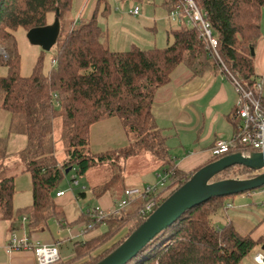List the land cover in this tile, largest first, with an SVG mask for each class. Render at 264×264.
Masks as SVG:
<instances>
[{
	"label": "trees",
	"instance_id": "obj_1",
	"mask_svg": "<svg viewBox=\"0 0 264 264\" xmlns=\"http://www.w3.org/2000/svg\"><path fill=\"white\" fill-rule=\"evenodd\" d=\"M193 1L205 12V19L217 39L216 54L199 36L197 28L186 26L183 18L180 22L184 25L171 30L172 41L165 47L143 49L132 45L128 50L114 51L108 45L107 31L97 22L100 6L101 13L109 10L107 0H96L90 18L66 30L64 23L68 20L72 0H0V48L6 54L5 57L0 53V64L7 69L6 75L0 76V109L10 115L8 134L25 136V145L18 157L22 170L30 176L32 196L29 205L15 208V175L7 176L6 167L0 166V218L7 220L12 228L24 216L28 235L45 228L49 219L61 222L63 212L54 197L63 178L72 174L69 182H75L91 167L113 158L125 159L148 152L164 166V178L168 181L162 191L135 199L130 211L111 212L117 208L115 199L119 201L124 190L130 187H122L120 193L108 184L94 190L97 195L107 189L113 190L115 199L109 210L111 213L88 228L104 224L105 229L83 242L75 241L74 254L52 264L97 263L149 215L140 212L148 198L154 199L156 208L195 170L225 155L211 154L206 163L192 171L179 170L152 113L155 92L170 81L171 73L181 64L191 76L205 71H220L227 76V70L244 86L254 88L258 78L250 48L254 49L260 36L264 0ZM181 2L161 0L160 4L169 14ZM56 10L62 36L55 44L52 69L43 73L37 61L29 76L20 75L13 32L18 27L27 31L47 24L48 15L54 17ZM113 116L119 119L127 137L132 139L123 148L91 153L88 148L91 126ZM56 118L61 121L58 139L53 131ZM232 124L234 132L238 124L235 108ZM58 141L62 145L59 158ZM6 144L7 138H0V158L5 156ZM235 168L246 173L242 178L261 171L234 165L211 180L229 178L230 170ZM228 196L211 197L185 210L125 264H242L263 240L253 239L230 221L218 224L214 220L216 215L226 218L224 207ZM88 210L77 218L85 222V228L91 221ZM123 228L126 232L113 241L114 235Z\"/></svg>",
	"mask_w": 264,
	"mask_h": 264
},
{
	"label": "crops",
	"instance_id": "obj_2",
	"mask_svg": "<svg viewBox=\"0 0 264 264\" xmlns=\"http://www.w3.org/2000/svg\"><path fill=\"white\" fill-rule=\"evenodd\" d=\"M253 65L255 75L259 79L264 75V7L260 13V36L254 47ZM184 68L186 71H180L179 73L183 77L179 82L170 86L174 81L172 72L170 81L157 89L152 104V113L165 137V143L174 160V165L179 170L189 172L210 159L211 148L217 140H229L232 137V114L237 95L229 78L220 71H205L200 75L191 76L189 70L185 66ZM12 135L17 136L15 140L19 146L18 150L12 153L15 155L13 157L16 160L14 159L13 166H10L6 161L8 156L11 155L7 148ZM5 137L7 138L5 156L0 158V166L6 167L5 173L7 176L15 175L17 187L19 180L27 173L22 170V163L18 157L20 150L25 145V136L8 134L7 126V135L0 138ZM24 184L25 201L23 203L19 202V204L13 202L17 208L27 206L32 202L30 176L24 177ZM99 187L96 182L95 184L91 182L90 187H88L93 198H95V204L103 209H112L115 198H113L111 191L115 188H112L113 190L107 189L97 195L94 190ZM123 187H131V185H124ZM84 188L86 189V187ZM118 190L115 189L114 191L120 193L122 188ZM59 191H62V193L55 195L54 201L63 212L64 218L61 222L54 218L49 219V224L45 228L28 235L24 216L21 220L16 221L12 228L7 220L0 218V264H36V257L32 250H6L5 244L12 233L25 236L34 243L56 245L57 249L63 243L64 238H61V234L65 226H68L70 233L66 239L74 240L75 236L79 234L69 228V220L65 215V211H68L67 207L71 205L72 198H61L67 192L73 194L74 191L69 184L57 192ZM242 194L230 195L226 198L224 207L226 218L222 220L232 222L241 232L249 233L255 240H263L262 243L255 246L251 258L247 260H252L253 264H260L255 260V256L260 255L264 264V186ZM74 196L76 199L85 197V191L81 190L77 193L78 197L75 194ZM115 200L117 201V199ZM78 209H80V206ZM79 213H83V210H80ZM50 220L52 222H49ZM86 239L88 238H84V240ZM73 243L70 254L67 253L63 257L59 254L60 262L69 259L74 254ZM248 262L245 264H248Z\"/></svg>",
	"mask_w": 264,
	"mask_h": 264
},
{
	"label": "rangeland",
	"instance_id": "obj_3",
	"mask_svg": "<svg viewBox=\"0 0 264 264\" xmlns=\"http://www.w3.org/2000/svg\"><path fill=\"white\" fill-rule=\"evenodd\" d=\"M95 1L96 0H72L69 17L64 23V29L66 30L72 24L75 25L80 21H85L90 18L95 7ZM107 2L109 10L106 13H101L102 6H100L97 22L102 29L107 31L106 38L108 45L114 51L128 50L132 45H136L143 49L165 47L172 41L171 30L178 29L184 25L181 24L179 20L171 18L170 13L168 14L167 11L161 7V0H107ZM133 6H138V15L129 13V9ZM53 18L52 14L48 15L49 23L52 22ZM185 25L188 26V24ZM13 33L17 52L19 54L20 75L29 76L37 61L40 62L42 72L45 74L48 73L53 66L52 60L56 54V43L49 50H43L40 46L31 44L28 41L26 31L22 27H18ZM61 36L59 35L58 41L61 40ZM0 53L6 57V54L1 48ZM184 70V66L182 64L179 65L172 74V79L174 81L170 86H173L183 78L179 73ZM6 73V67L0 64V76H4ZM9 118V113L0 109V137L7 135ZM53 131L55 139H58L61 131V121L59 118H56L54 121ZM15 137L17 136L12 135L10 137V143L7 148L8 151L11 152V155L8 156L6 163L10 164V166H13L12 164H14L15 159L13 157L15 155L12 153L16 152L19 146L17 145L18 143L15 140L17 138ZM131 139V137H127L117 117H108L91 126L88 148L91 153H101L123 148L129 144ZM56 148L59 158L62 153V145L59 141L56 143ZM71 175L72 174H67V176L63 178L58 190L63 189L65 186L67 187L69 184L74 191L73 194L67 192L61 198H72L71 205L67 207L68 211H65V215L69 220V228H72L73 231L79 234L75 236L74 240L70 241L66 239L67 236L70 235L68 226L62 229L61 238L64 239L62 240L63 243L58 246V252H60L59 254L61 257L72 252V243L75 240L82 242L84 238H89L105 229L104 224H99L86 230L85 222L77 221L80 210L85 212V210L96 205L95 198H93L88 188L91 182L94 184L96 182L97 186L108 184L111 186V189L115 188L116 190L122 188L124 185H131L137 188L154 186L158 191H162L168 184V181L164 178V166L148 152H141L135 156L126 157L125 159L123 157L113 158L102 164H97L87 170L84 175L79 176L75 182H69ZM229 175L231 177L242 178L246 176V173L235 168L230 170ZM25 176L29 177L27 173L22 176L17 183V187L15 182V192L13 194L14 203L16 202L19 204V202L23 203L25 201L23 193ZM83 187H86V189H83ZM81 190L85 191V197L77 196V193ZM242 193L232 194V196L243 195ZM74 194L78 197L77 199ZM164 194L166 195V192H164ZM79 206L80 209H78ZM133 208L134 203L128 202L124 210L130 211ZM222 219L221 216L216 215V217H214V220L218 224L224 223ZM49 222H52V220ZM126 230V228L121 229L120 232L114 235L112 240L114 241L116 238L120 239ZM248 258H251V254L244 258L242 264L248 261V264H253L252 260H247Z\"/></svg>",
	"mask_w": 264,
	"mask_h": 264
},
{
	"label": "water",
	"instance_id": "obj_4",
	"mask_svg": "<svg viewBox=\"0 0 264 264\" xmlns=\"http://www.w3.org/2000/svg\"><path fill=\"white\" fill-rule=\"evenodd\" d=\"M60 34L58 10L52 22L32 27L26 31L31 44L49 50ZM254 54V49L250 48ZM242 165L261 170L251 177H229L212 181V177L225 168ZM68 169L65 171L67 172ZM264 186V151L232 152L215 159L195 170L191 176L173 190L141 224L132 231L113 251L95 264H125L135 256L155 235L160 233L187 209L211 197L232 195Z\"/></svg>",
	"mask_w": 264,
	"mask_h": 264
},
{
	"label": "built area",
	"instance_id": "obj_5",
	"mask_svg": "<svg viewBox=\"0 0 264 264\" xmlns=\"http://www.w3.org/2000/svg\"><path fill=\"white\" fill-rule=\"evenodd\" d=\"M129 13L138 15V6H133L129 9ZM170 16L172 19L179 21L183 18L187 24L196 27L199 31V36L216 54L217 39L212 34L209 22L205 19V12L200 10L193 0H182L170 12ZM226 72L237 95L234 108L238 124L229 140H217L215 142L211 148V154L221 155L232 152L247 153L250 151H264V75L257 80L254 88H249L244 86L234 74L227 70ZM156 191L158 190L154 186L126 188L123 197L117 202V208L111 212L124 209L128 202H133L137 198L144 199ZM61 193L62 191H59L56 195H60ZM154 204V199L148 198L140 209V212L142 214L151 213L155 209ZM111 212L98 206L90 208L87 213L91 221L86 224V228L92 227L95 221H100L105 215ZM5 248L7 251L20 249L32 250L35 254L37 264H52L59 260L56 245L34 243L27 237L18 236L14 233L10 235L5 244ZM255 260L263 264V259L260 255L255 256Z\"/></svg>",
	"mask_w": 264,
	"mask_h": 264
}]
</instances>
